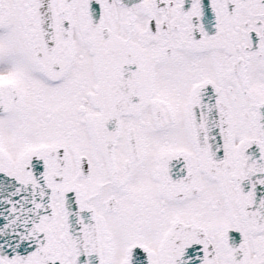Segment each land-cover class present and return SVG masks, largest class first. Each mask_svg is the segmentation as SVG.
I'll return each instance as SVG.
<instances>
[{
  "label": "snow or ice",
  "instance_id": "obj_1",
  "mask_svg": "<svg viewBox=\"0 0 264 264\" xmlns=\"http://www.w3.org/2000/svg\"><path fill=\"white\" fill-rule=\"evenodd\" d=\"M0 264H264V0H0Z\"/></svg>",
  "mask_w": 264,
  "mask_h": 264
}]
</instances>
